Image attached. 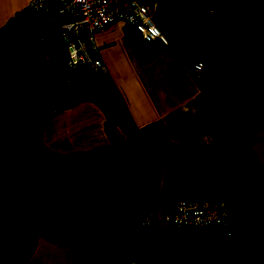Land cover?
I'll list each match as a JSON object with an SVG mask.
<instances>
[{"label": "crops", "instance_id": "obj_1", "mask_svg": "<svg viewBox=\"0 0 264 264\" xmlns=\"http://www.w3.org/2000/svg\"><path fill=\"white\" fill-rule=\"evenodd\" d=\"M142 1L167 44L122 20L93 41L80 32L132 126L93 99L60 101L20 181L22 123L70 80L49 53L47 13L0 0V200L11 205L0 264H124L134 244L138 264H234L264 233V87L247 94L240 82L242 72L264 80V0ZM182 198L228 201L232 233L159 227Z\"/></svg>", "mask_w": 264, "mask_h": 264}, {"label": "built area", "instance_id": "obj_2", "mask_svg": "<svg viewBox=\"0 0 264 264\" xmlns=\"http://www.w3.org/2000/svg\"><path fill=\"white\" fill-rule=\"evenodd\" d=\"M28 7L36 12L47 13L46 23L50 28L52 46L63 60L69 78H72L73 69L83 64H88L99 76L101 72H107L103 59L89 52L80 36L81 31H85L93 41L95 31L122 20L135 27L145 40L168 43L166 35L154 23L149 5L142 0H29ZM190 68L198 72L203 69V64L192 61ZM229 206L230 203L225 200L216 202L210 198H182L177 202L174 212L159 219L157 225L185 230L220 228L230 235L233 230ZM145 223L148 225V219ZM124 264H138L136 245Z\"/></svg>", "mask_w": 264, "mask_h": 264}, {"label": "water", "instance_id": "obj_3", "mask_svg": "<svg viewBox=\"0 0 264 264\" xmlns=\"http://www.w3.org/2000/svg\"><path fill=\"white\" fill-rule=\"evenodd\" d=\"M60 99L64 102L93 99L104 106L113 117L121 118L122 115L120 104L111 87L88 64H83L73 69L71 81L60 98L44 94L30 108L22 123V131L27 139L35 135L41 119L59 107ZM33 151L32 143H23L17 148L15 166L20 181L25 180L26 165Z\"/></svg>", "mask_w": 264, "mask_h": 264}, {"label": "trees", "instance_id": "obj_4", "mask_svg": "<svg viewBox=\"0 0 264 264\" xmlns=\"http://www.w3.org/2000/svg\"><path fill=\"white\" fill-rule=\"evenodd\" d=\"M44 37H45L47 44L49 45V53H50L51 57L60 66V68L63 70L64 69L63 60L57 55V49L52 46L53 41H52V37H51V32H50V28L47 25H46L45 30H44ZM100 78L111 87L114 94L116 95L117 100H118L120 107H121V111H122L121 118L113 117L105 109L104 106H102L99 102L96 101L97 104L100 105L101 108H103L105 111H107V113L115 121L118 119H123L127 123L128 126H132L133 123H132L128 113L126 112L124 105L122 103V100H121L119 94L117 93L116 89L114 88L108 73L107 72H101ZM62 102H64V101H62ZM33 137L31 139H28V140L32 142ZM0 207H1L0 215H5V214L9 213L11 210L9 198L6 197V198L1 199L0 200ZM234 264H264V245L258 246L256 248L250 250L249 252H247L243 256L236 258L234 261Z\"/></svg>", "mask_w": 264, "mask_h": 264}, {"label": "rangeland", "instance_id": "obj_5", "mask_svg": "<svg viewBox=\"0 0 264 264\" xmlns=\"http://www.w3.org/2000/svg\"><path fill=\"white\" fill-rule=\"evenodd\" d=\"M63 19H68V18L63 17ZM46 25L48 26V24H46ZM237 30H238V38H239L240 41H244V40H247L248 39L249 33L241 25H238V29ZM62 53L64 54V50H63ZM240 54H242L241 56H243L244 58L250 57V54L248 52H244V51H241L240 50ZM63 71L66 74L65 69H63ZM245 73L246 72H242L243 76H241V81L240 82L243 83V84H246V85L248 84L244 88V91L247 94L249 93V91L252 92L253 91V88L254 89H257V87H255V86H258V87H261V88L264 87V80L254 79L253 77H257V76L251 75L250 72H247L246 74ZM67 79H69V78H67ZM69 80L71 81V78ZM248 86H254V87L253 88H248ZM247 96H249V95H247ZM60 101H61V99H60ZM263 107H264V105H263ZM29 143H31V141ZM254 237L255 238H253L252 240H250V242H247V243H251L250 247L244 248V249L241 248L242 250L237 253V256L235 255L237 258L243 256L244 254H246L247 252H249L250 250H252V249H254V248L258 247V246H263L264 245V233L263 234H256ZM139 239H140V235L139 236H136L135 242H137V241L139 242ZM252 244H255V246L254 247H251ZM134 246H135V244H134Z\"/></svg>", "mask_w": 264, "mask_h": 264}]
</instances>
